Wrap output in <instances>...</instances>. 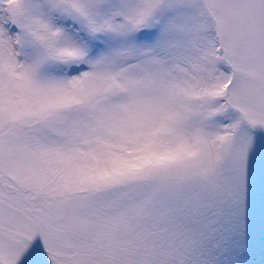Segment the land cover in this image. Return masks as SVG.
I'll use <instances>...</instances> for the list:
<instances>
[{
    "label": "snow or ice",
    "instance_id": "snow-or-ice-1",
    "mask_svg": "<svg viewBox=\"0 0 264 264\" xmlns=\"http://www.w3.org/2000/svg\"><path fill=\"white\" fill-rule=\"evenodd\" d=\"M0 264H264V0H0Z\"/></svg>",
    "mask_w": 264,
    "mask_h": 264
}]
</instances>
